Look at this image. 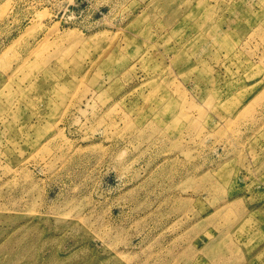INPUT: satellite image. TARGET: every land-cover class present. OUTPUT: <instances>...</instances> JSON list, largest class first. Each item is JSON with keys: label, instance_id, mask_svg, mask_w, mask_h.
Segmentation results:
<instances>
[{"label": "rangeland", "instance_id": "rangeland-1", "mask_svg": "<svg viewBox=\"0 0 264 264\" xmlns=\"http://www.w3.org/2000/svg\"><path fill=\"white\" fill-rule=\"evenodd\" d=\"M0 264H264V0H0Z\"/></svg>", "mask_w": 264, "mask_h": 264}]
</instances>
